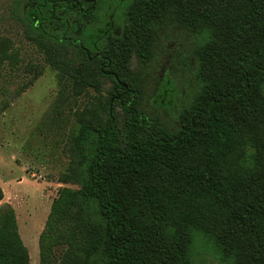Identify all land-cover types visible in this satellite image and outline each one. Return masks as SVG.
<instances>
[{"label":"trees","instance_id":"1","mask_svg":"<svg viewBox=\"0 0 264 264\" xmlns=\"http://www.w3.org/2000/svg\"><path fill=\"white\" fill-rule=\"evenodd\" d=\"M120 3L101 25L104 0H17L25 38L58 84L89 96L74 110L59 178L76 188L51 204L41 264H193L194 234L223 262L264 264V0ZM174 42L189 72L179 88ZM19 62L0 37V68ZM23 70V89L43 72ZM13 89L4 86L0 113L20 96ZM0 264H29L8 204Z\"/></svg>","mask_w":264,"mask_h":264},{"label":"rangeland","instance_id":"2","mask_svg":"<svg viewBox=\"0 0 264 264\" xmlns=\"http://www.w3.org/2000/svg\"><path fill=\"white\" fill-rule=\"evenodd\" d=\"M104 2L106 5L99 14L101 25L109 19L107 11L119 16L122 10L120 0ZM16 7L17 0H0V37L13 42L20 58L17 68L11 69L7 64L0 68V99L6 84H12L15 90L29 81L32 74L23 70L27 63L39 65L43 72L32 85L22 87L20 96L0 113V189L3 193L0 206L8 204L14 210L17 231L27 249L29 264H41L39 237L51 204L60 188H76L71 183H60L59 178L69 164L66 143L76 127L74 110L83 106L89 96L75 97L69 85L64 88L65 85L58 84L56 72L46 64L44 54L25 38V27L16 14ZM171 48L177 56V66L169 68V74L179 88L189 75L183 70L185 63L180 62L185 51L178 42ZM165 73L158 72L160 80ZM59 92L63 97L58 100ZM88 93L93 94L91 90ZM163 115L168 120L173 119L172 112L167 109ZM193 249V264H230L221 261L212 243L200 234H194ZM53 250L59 259L63 247Z\"/></svg>","mask_w":264,"mask_h":264}]
</instances>
